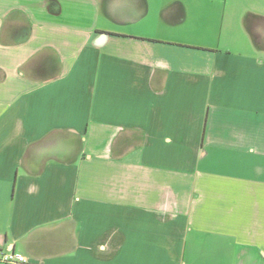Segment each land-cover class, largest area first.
Listing matches in <instances>:
<instances>
[{"label": "crops", "instance_id": "1", "mask_svg": "<svg viewBox=\"0 0 264 264\" xmlns=\"http://www.w3.org/2000/svg\"><path fill=\"white\" fill-rule=\"evenodd\" d=\"M263 8L0 0V251L264 264Z\"/></svg>", "mask_w": 264, "mask_h": 264}, {"label": "built area", "instance_id": "2", "mask_svg": "<svg viewBox=\"0 0 264 264\" xmlns=\"http://www.w3.org/2000/svg\"><path fill=\"white\" fill-rule=\"evenodd\" d=\"M0 262L20 264V263H26V260L20 254L0 251Z\"/></svg>", "mask_w": 264, "mask_h": 264}, {"label": "rangeland", "instance_id": "3", "mask_svg": "<svg viewBox=\"0 0 264 264\" xmlns=\"http://www.w3.org/2000/svg\"><path fill=\"white\" fill-rule=\"evenodd\" d=\"M259 1H263L264 2V0H259ZM255 2H256V0H255ZM259 5V4H258ZM261 11H263L262 13L264 14V8L263 9H260ZM236 14H240V10L238 9V10H236Z\"/></svg>", "mask_w": 264, "mask_h": 264}]
</instances>
